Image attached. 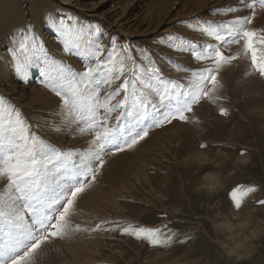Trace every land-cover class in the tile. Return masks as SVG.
<instances>
[{"label":"rangeland","instance_id":"obj_1","mask_svg":"<svg viewBox=\"0 0 264 264\" xmlns=\"http://www.w3.org/2000/svg\"><path fill=\"white\" fill-rule=\"evenodd\" d=\"M232 4L229 0H0V95L31 121H39L44 138L58 149L80 148L86 138L56 130L62 124L59 99L43 86L40 71L34 68L24 80L18 78L10 52L13 38L24 26L33 27L57 63L83 71L87 60L63 52L46 19L75 17L81 24L99 25L109 55L113 46L147 49L164 76L179 79L185 73L177 71V65L195 67L196 62L187 52L170 50L168 35L193 34L188 24L195 23L194 17L227 20L230 16L216 15L212 9ZM144 64L148 65L146 58ZM245 68L241 63L226 70L222 103L229 110L227 116L205 103L196 109L199 124L154 129L136 148L106 157L107 175L101 173L98 182L103 188L124 181L129 186L116 192L110 185L113 192L99 212L82 206L78 221L89 224L107 218L144 227L167 225L170 243L153 246L119 231L80 233L54 242L41 255L40 264H264V205L258 203L264 199V79L245 76ZM202 143L207 148H201ZM144 144L155 146L145 149L147 156L138 168L131 155ZM199 152L211 153V161L190 158ZM207 175L220 180L222 186L215 192L203 187ZM249 187L256 191L238 192L244 202L235 208L232 191ZM249 213L250 223L240 231L238 225ZM224 221L233 224L231 231L221 228ZM254 230L257 236L247 238Z\"/></svg>","mask_w":264,"mask_h":264},{"label":"snow or ice","instance_id":"obj_2","mask_svg":"<svg viewBox=\"0 0 264 264\" xmlns=\"http://www.w3.org/2000/svg\"><path fill=\"white\" fill-rule=\"evenodd\" d=\"M212 12L230 18L194 17L195 23L188 24L193 34L167 37L170 50L187 52L196 62L195 67L177 65L185 73L179 79L164 76L147 49L113 46L109 55L101 27L75 17L49 15L46 22L63 52L87 60L83 71L57 63L31 25L13 38L10 55L18 78L38 69L43 86L59 99L62 124L56 130L76 133L86 143L58 149L44 138L39 121L0 95V264H40L54 242L80 233L119 231L153 246L172 241L167 225L144 227L107 218L89 224L78 218L84 197L108 164L106 157L136 148L154 129L199 124L196 109L205 103L227 116L222 103L227 69L245 63V76L264 79V0H237ZM241 191L247 195L256 188L232 191L237 209L244 202ZM258 203L264 205V199Z\"/></svg>","mask_w":264,"mask_h":264},{"label":"bare ground","instance_id":"obj_3","mask_svg":"<svg viewBox=\"0 0 264 264\" xmlns=\"http://www.w3.org/2000/svg\"><path fill=\"white\" fill-rule=\"evenodd\" d=\"M231 3H233L232 5H235L237 0H229ZM225 18V16H224ZM263 80V79H262ZM262 91V90H261ZM262 93V92H261ZM260 93V94H261ZM86 141V140H85ZM157 144V143H155ZM155 144H144L142 145L141 147L143 148V151H140L141 147L139 150L137 151H134L133 154L131 155V161L132 163H134L136 165V167H140L141 164H142V161L143 159H145V156L147 152H145V149H147L146 151H148V148L150 146H155ZM82 145H85V142L84 144ZM80 145V147L82 146ZM154 148V147H153ZM152 148V149H153ZM211 153H206V154H203L201 152H199L198 154L196 155H192L190 158H192L194 161L196 162H200V163H204L206 161H211V156H210ZM128 159V158H127ZM148 159V158H147ZM146 159V160H147ZM144 162V161H143ZM145 164V163H143ZM132 167V166H131ZM142 168V167H141ZM135 169V168H134ZM142 170V169H141ZM138 170H136L137 172ZM102 173L104 174V176L107 175V173L105 171H102ZM143 175V174H142ZM138 176V175H137ZM139 177V176H138ZM217 176H212V175H207L205 177V184H203V187H207L209 190L211 191H214L219 189L222 185L221 183L219 182L220 180L218 178H216ZM140 179V177H139ZM132 180V179H131ZM119 182V181H118ZM112 183V182H111ZM116 184V183H115ZM113 184V191H116V192H120V191H124L127 189V187L129 186V184L127 183V181H124V182H121L120 184L118 183V185H115ZM109 185V187H105L103 188L102 186V183L98 182V184H96L93 189L84 197L85 199L84 200V203L82 204V206H88V208H91L92 210L94 211H97L99 212L100 208L103 207V204L105 203L106 199L108 200V195H110V192L112 191V187ZM202 186V185H201ZM112 191V192H113ZM113 195V194H112ZM112 197V196H110ZM110 208V207H109ZM251 216H252V213H249L246 215L245 217V220L242 222V223H239L238 227L240 228V231L245 227L247 226V224L250 223V220H251ZM259 222V221H258ZM262 223V221H261ZM222 227L221 228H225V230H230L233 229V224L230 223L229 221H224L223 224L221 225ZM259 226V225H258ZM258 229V228H257ZM258 234V230H254L252 233H251V236H247V238H252V237H256ZM248 240V239H247ZM246 240L245 238H243L241 240V244L244 243ZM250 242V241H249ZM240 244V243H239ZM245 244V243H244Z\"/></svg>","mask_w":264,"mask_h":264}]
</instances>
